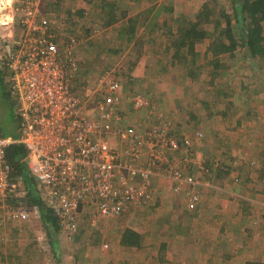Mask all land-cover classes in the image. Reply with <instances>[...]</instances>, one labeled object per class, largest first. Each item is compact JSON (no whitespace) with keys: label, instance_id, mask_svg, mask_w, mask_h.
<instances>
[{"label":"rangeland","instance_id":"rangeland-1","mask_svg":"<svg viewBox=\"0 0 264 264\" xmlns=\"http://www.w3.org/2000/svg\"><path fill=\"white\" fill-rule=\"evenodd\" d=\"M104 1L118 3L119 15L122 16V11L127 12L125 18L106 26L104 20L108 8L102 10ZM205 3L214 11L215 21L219 20V15L223 12L229 15L235 13L231 0H43L42 6L48 16L61 26L64 33L61 35L65 39L69 36L78 37L75 55L80 63V81L85 87L95 88L108 70H120L118 74L122 82V108L126 112L124 126H133L137 132L145 135L154 126L166 125L170 131L184 135L187 145L182 148L189 146L184 151L192 150L200 157L218 163V167L219 160L236 164L235 168L245 165L244 175H240L241 181H244L248 178L246 173L249 162L251 165L256 163L258 169L262 166L254 159L249 160L251 154L248 148L253 144L248 141L237 143L234 147L232 143H221L218 138L223 137L211 131L214 128L213 123L217 125L216 121L207 118L202 120L206 114L214 113L212 107L218 106L223 111L229 100L240 104L239 99L246 90L254 93V96L260 94L259 100L251 101L253 104H263L264 60L261 57L250 58L247 56L248 51L242 47V40L239 38L240 32L245 33L242 15L238 23L237 17L233 18L234 33L239 39V46L233 55L227 54L219 59L222 74L217 80L212 76L215 63H211L208 56L203 54L212 38L198 44L202 54L197 61L199 65L200 62L204 65L199 70L197 80L185 74L183 64L168 66V57L172 55L173 49L166 54L161 52L165 46H155L162 39L168 44L179 26L185 20L196 18ZM170 4L176 5L179 11L166 12L163 5ZM21 5L22 0H11V3L0 0L1 19H6L10 7L20 8ZM151 8V12H146ZM138 13L141 16L137 24V37L129 43L123 30L128 24V18ZM214 25L211 22L205 27L213 36H217L221 27L217 30ZM13 32L20 34L22 30L17 24L2 25L1 34ZM138 37L140 40H137ZM144 54L149 61L138 63ZM131 76L134 79H130ZM8 84L9 76L5 71L3 84L0 82V126L6 131L12 129L17 120V104L10 103ZM134 95L144 96L147 105L136 110L132 100ZM231 96L236 97L231 99ZM193 115L197 118L200 116L202 123L196 124L197 118ZM237 116L238 114H232L228 120L229 125H221L224 128L222 133H242L241 127L234 126ZM201 132L205 135L203 140ZM106 142L112 147L119 145L117 138H106ZM238 148L241 151L246 150L244 154H238L239 159L237 155H232ZM172 151H165V156L158 153L155 160L164 161L169 156L175 159L177 165H186L187 154ZM144 152L146 157L149 152L147 146ZM197 169L198 165L195 164L192 171ZM216 169L212 170L211 186H192L189 181L179 191H174L171 179L163 174L164 170L157 167L156 178L149 187L152 193L150 199L153 197L151 200L117 218L109 219L99 215L96 218L86 214L88 218L82 221L81 234L74 239L59 232L53 240V236L47 234L48 229L37 212H32L29 219L21 220L11 216V206L8 209L0 208V264H202V258L204 264L208 258L213 264H218L217 257H212L213 248L229 251L232 242L237 241L240 235L228 223L227 230L223 231L225 229L222 230V226L225 223L218 222L213 208L209 209L213 200L206 201L209 192L220 191ZM258 176L252 182L256 183ZM246 187L248 189L247 184ZM254 188V184L251 185V191L254 192ZM201 189L208 191L202 192ZM224 189L226 190L225 186ZM224 189L221 186V192ZM193 193L200 196L199 201H195ZM226 194L234 197L228 192ZM241 204L244 205V210L248 208L247 203ZM127 227L143 234L141 248L123 247L119 244V238ZM54 241L57 251L52 248ZM206 248L211 250L210 253H207Z\"/></svg>","mask_w":264,"mask_h":264},{"label":"built area","instance_id":"built-area-1","mask_svg":"<svg viewBox=\"0 0 264 264\" xmlns=\"http://www.w3.org/2000/svg\"><path fill=\"white\" fill-rule=\"evenodd\" d=\"M42 2L22 0L20 8H9L6 19L0 16V68L8 73L7 91L17 104L19 120L17 136L0 132V208L8 209L9 197L15 196L19 202L10 207L11 216L26 220L38 213L24 202L22 177L14 176L6 156L7 147L15 143L25 146L24 161L67 238L76 237L86 214L115 218L146 204L157 167L171 179L174 191L189 181L211 186L218 163L184 151L189 146L182 148L166 125L154 126L145 135L123 125L120 70H108L95 88L82 84L75 55L78 37L65 39ZM16 24L20 34H1L2 25ZM132 100L136 110L147 105L142 95ZM106 138H117L119 145L110 146ZM169 150L187 154L186 165L169 156L155 160ZM195 164L198 169L192 171ZM192 197L200 199L197 193Z\"/></svg>","mask_w":264,"mask_h":264},{"label":"trees","instance_id":"trees-1","mask_svg":"<svg viewBox=\"0 0 264 264\" xmlns=\"http://www.w3.org/2000/svg\"><path fill=\"white\" fill-rule=\"evenodd\" d=\"M231 1L234 4L233 10L235 13L233 15L225 14V12H223L222 15H219V20L215 21L213 19L214 11L212 10V8H210L208 4L205 3L203 4V7L200 12L196 15V18L192 20H185V22H183L179 26L177 33L172 34L175 35L173 38L172 46H167L164 50L161 51L166 52L167 54L171 49L174 50V53L171 56L173 60L169 62L168 66H174L175 63V65L180 66L181 62H183L184 64H182L183 70H185L186 72L185 74L191 77L192 79L197 80L199 78V70L202 67V64L198 66L196 63L200 55V52L197 51V44L203 42L207 38H212L208 46V52L213 58L221 55L224 57L227 54L233 55V53H235L236 49L239 46V39L234 33L233 18L234 16H236V22L238 23L241 15L243 17V22L245 25V33H239V38L242 40V47L248 51L247 56L249 55L250 58L255 59L257 57H261V59L264 60V0ZM101 6L103 11L108 8L107 13L105 11L106 18L104 20V24L106 26H111L114 23L121 21L123 18H125L127 14L126 11H122V16H120L119 4L114 1H104ZM152 10L153 8L146 10V12H151ZM139 18L140 15L128 18V24L123 30L125 35H127L126 40L129 43L136 40L138 31L137 24L139 23ZM211 22L215 24V29L219 30L221 27V31L217 36H213L205 27V25ZM223 22L224 25L222 24ZM137 40H140V38L138 37ZM164 40L165 39L158 40L157 42L162 41L163 43H165ZM214 63L217 64V62ZM4 74L5 73H3V70L0 68V82L2 84ZM130 79L134 78L131 76ZM7 94L9 100L11 101L10 103H16L15 100L10 97L8 91ZM231 104H233V101L229 100L228 105ZM243 106L244 108H246V105L243 104ZM232 109H234V107ZM193 117L197 118L194 115ZM16 119L17 120L14 122L13 128L9 129L8 131L4 130L0 126V132L3 136L18 135L19 120L18 117ZM201 134V140H203L205 138V135L203 132H201ZM170 136L175 138L181 147L187 145L184 139V135L181 136L180 134H177V132L170 131ZM177 138H179V140H177ZM26 155L27 151L22 143L11 144L6 149V156L8 161L13 166L14 176L22 177L23 186L27 191V196L24 199V202L30 208H36L38 210L39 217L48 229L47 234L53 236V240H55L56 234H58L61 230V225L58 216L54 213V210L47 206V204L43 201L40 190L38 188L37 181L35 177L31 175L27 163L26 161H24ZM207 160L209 164L213 163V161H211L209 158ZM217 170L218 169H216V171ZM18 202L19 198L11 196L9 197L7 203L9 207H15L17 206ZM85 219H87V216L84 215V220ZM81 231L82 229L80 226L79 232L75 236H80ZM143 239L144 238L142 233L132 227H127L119 238V244L123 247L141 248L143 244ZM52 248L53 250L57 251L56 241H54V243L52 244ZM55 256L58 257L57 253H55ZM247 264L264 263L250 261L247 262Z\"/></svg>","mask_w":264,"mask_h":264},{"label":"crops","instance_id":"crops-1","mask_svg":"<svg viewBox=\"0 0 264 264\" xmlns=\"http://www.w3.org/2000/svg\"><path fill=\"white\" fill-rule=\"evenodd\" d=\"M163 9L166 12L170 13L179 11L177 6L172 4H170L169 6L163 5ZM137 15L141 16V14L139 13L136 14V16ZM174 36L175 35H173V37ZM170 41L168 42V44L167 41H165V43H163L162 41L156 42L155 46L157 44V47L160 48L164 46H172L173 39ZM198 44L197 51H199ZM201 54L202 53H200V55ZM203 54H206V56H208L211 63L217 62V64L215 63L216 66L214 72H212L213 79L217 80L218 76L222 74L220 69L222 64L219 63L221 61L219 59H221L223 56L221 55L213 58L208 52V48ZM171 56L172 55L168 57L169 62L173 60ZM145 61L149 60L145 58L144 54V57H142L138 63ZM158 61H160V59ZM182 63L183 62H181V64ZM196 63L197 65H199V61H197ZM200 63L204 65L203 62ZM175 64L174 66H176ZM255 95L256 96H254V93L250 91L248 92L246 90L244 91V93H242V96L239 99L240 104L237 105L234 100V103L226 106L223 111L219 110L220 108L218 106L212 107V111H214V113H209L206 114L205 117H202V120H205L207 118L216 121L217 125L213 123L214 128H212L211 131L214 132L217 136L223 137L222 139L218 138L219 142L228 144L232 143L234 144V147L237 143H248V141L250 142V144H253L248 148L251 154V159L249 160L251 161L252 159H254L256 160V162L258 161L262 165L261 168L258 169L256 163L254 165H251L249 162L248 172L246 173L248 178L244 181H241L242 177L240 175H244L246 167L245 165L235 168L234 166H236V164L233 165L229 162L219 160L220 166L216 171V179L218 180V189L220 191L209 192L206 201L209 199L213 200L212 205L209 206V209L210 207L213 208V212L216 215L215 218L216 220H218V222L225 223L222 226V230H227L226 223H228L232 227L234 226L240 235L237 239H242V241L239 242L237 240L235 242H232V248L228 249L229 251H221L220 248H213L211 253L214 254L212 257H217L218 264H247V262L250 261L264 263V101H262V105L253 104V102H256L260 99V94ZM228 96H230V94H228ZM235 97L236 96H231L230 98L235 99ZM253 99L254 101L251 102ZM243 104L246 105V108H244ZM233 107L234 109H232ZM232 114H238V116L235 118L236 121L234 123V126L236 128L241 127L243 131L242 133L224 134L222 133L224 128H222L221 125H229L228 120H230ZM202 120L199 116L195 123L200 124L202 123ZM244 152H246V150L241 151L238 148L237 151H233L232 155H237L239 159L238 154L241 155L244 154ZM257 176V182H252L254 177ZM246 184L248 186V189L246 187ZM253 184L255 186L254 190L256 189L258 190V192L256 190L254 192L251 191V185ZM221 186H223V189L224 186L226 187V190L224 189V192H221ZM201 191L207 192L208 190L201 189ZM226 192L233 194L234 197L228 196ZM229 198H233V200H230ZM241 203H247L248 208L244 210L242 208L244 205H242ZM238 207L241 209H238ZM247 247H249L248 250ZM210 251L211 250H207V253H210ZM245 256H247L248 258L244 259ZM207 260L208 261H205V264H213L212 260H209V258ZM239 260H241L242 262ZM202 264H204L203 258Z\"/></svg>","mask_w":264,"mask_h":264},{"label":"clouds","instance_id":"clouds-1","mask_svg":"<svg viewBox=\"0 0 264 264\" xmlns=\"http://www.w3.org/2000/svg\"><path fill=\"white\" fill-rule=\"evenodd\" d=\"M8 3H11V0H8ZM203 188H206V187H203ZM115 218H117V217H115ZM109 219H112V218H109Z\"/></svg>","mask_w":264,"mask_h":264}]
</instances>
